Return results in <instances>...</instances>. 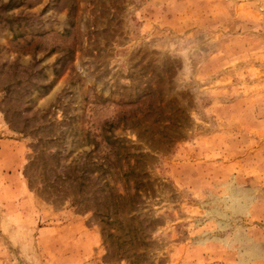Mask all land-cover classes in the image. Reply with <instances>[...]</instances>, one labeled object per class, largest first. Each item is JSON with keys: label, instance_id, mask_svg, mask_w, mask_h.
<instances>
[{"label": "rangeland", "instance_id": "1", "mask_svg": "<svg viewBox=\"0 0 264 264\" xmlns=\"http://www.w3.org/2000/svg\"><path fill=\"white\" fill-rule=\"evenodd\" d=\"M0 264H264V0H0Z\"/></svg>", "mask_w": 264, "mask_h": 264}]
</instances>
